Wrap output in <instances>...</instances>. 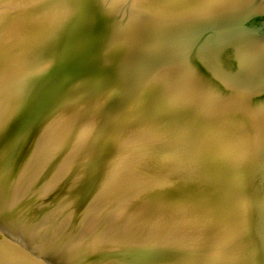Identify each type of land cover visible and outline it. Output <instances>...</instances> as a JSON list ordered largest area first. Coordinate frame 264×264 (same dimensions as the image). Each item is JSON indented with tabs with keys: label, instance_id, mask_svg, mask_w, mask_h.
<instances>
[{
	"label": "water",
	"instance_id": "95a60500",
	"mask_svg": "<svg viewBox=\"0 0 264 264\" xmlns=\"http://www.w3.org/2000/svg\"><path fill=\"white\" fill-rule=\"evenodd\" d=\"M0 264H264V0H0Z\"/></svg>",
	"mask_w": 264,
	"mask_h": 264
}]
</instances>
